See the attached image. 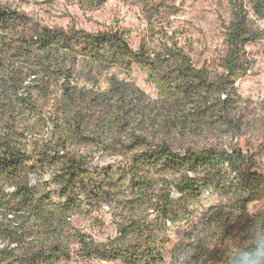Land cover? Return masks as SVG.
Returning a JSON list of instances; mask_svg holds the SVG:
<instances>
[{
	"label": "trees",
	"instance_id": "obj_1",
	"mask_svg": "<svg viewBox=\"0 0 264 264\" xmlns=\"http://www.w3.org/2000/svg\"><path fill=\"white\" fill-rule=\"evenodd\" d=\"M62 1L94 12L109 0ZM122 1L149 25L167 9ZM227 3L223 52L196 68L175 32L133 48L117 25L45 24L0 0V264H168L167 245L174 264H264V222L250 213L264 175L233 142L242 131L235 85L253 64L247 46L264 38L253 23L264 24V0ZM100 151L129 158L90 169ZM206 194L216 202L198 213ZM105 216L113 234L103 240L72 224Z\"/></svg>",
	"mask_w": 264,
	"mask_h": 264
},
{
	"label": "rangeland",
	"instance_id": "obj_2",
	"mask_svg": "<svg viewBox=\"0 0 264 264\" xmlns=\"http://www.w3.org/2000/svg\"><path fill=\"white\" fill-rule=\"evenodd\" d=\"M20 6L27 14L40 19L43 23L67 25L75 24L87 31L104 30L119 26L129 31V43L136 48L141 41L157 42L161 36L158 30L171 34L175 32L180 43L191 56L196 68L209 65L223 52L220 20H229L230 12L227 0H165L167 9L147 24L140 8L122 0H109L99 10L88 12L79 3H67L62 0H10ZM51 4H50V3ZM52 7L50 10H48ZM50 11V12H48ZM254 28L263 29L262 21L254 19ZM159 38V39H158ZM247 52L253 64L247 75L236 82L238 99L235 104L237 117L242 122L241 135L234 139L241 150L253 158V170L264 175V38L247 46ZM131 78L135 85L150 99L157 97L155 86L147 79L140 68H134ZM220 142L229 143L228 137L219 136ZM217 137V138H218ZM217 141L210 137L204 142ZM90 169L111 167L122 168L129 155L120 152L100 151L93 154ZM35 178L32 179V182ZM177 197L176 194L173 195ZM216 202L213 197L204 195L198 213L208 210ZM105 208V207H103ZM250 213L264 222V198L250 206ZM197 216V215H196ZM103 225H96L88 217H75L73 226L86 234H93L103 240L113 234L108 216L103 217ZM175 230L172 231L174 236ZM171 245L165 247V259L172 263ZM93 264H120L93 261Z\"/></svg>",
	"mask_w": 264,
	"mask_h": 264
}]
</instances>
